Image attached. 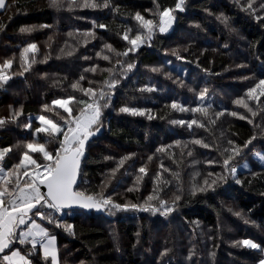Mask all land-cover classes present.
<instances>
[{
  "label": "trees",
  "instance_id": "obj_1",
  "mask_svg": "<svg viewBox=\"0 0 264 264\" xmlns=\"http://www.w3.org/2000/svg\"><path fill=\"white\" fill-rule=\"evenodd\" d=\"M5 1L0 65L13 63L0 87V151L10 149L0 161L4 173L25 152L39 164L49 163L26 145L44 144L53 154L59 148L62 134L35 131L42 126L40 116L67 130L68 113L53 101L74 98L69 108L75 116L96 100L103 130L88 144L76 190L122 205L160 208L106 210L108 215L41 208L46 218L38 217L40 222L58 239L59 264H259L264 252L238 242L264 247V96L257 102L246 95L264 79V0H185L167 32L159 31V13L174 9L177 0H58V6L51 0ZM137 13L153 21L151 38ZM137 35L141 42L133 48L129 40ZM30 44L37 50L26 53L25 61L21 54ZM89 88L95 97L85 94ZM241 99L255 115L236 103ZM123 107L145 115L121 112ZM192 120L203 127L189 128ZM32 169L28 164L27 171ZM161 201L174 210L162 215ZM68 225L73 234L65 230ZM15 246L32 264H52L38 246L33 250L18 239Z\"/></svg>",
  "mask_w": 264,
  "mask_h": 264
},
{
  "label": "snow or ice",
  "instance_id": "obj_2",
  "mask_svg": "<svg viewBox=\"0 0 264 264\" xmlns=\"http://www.w3.org/2000/svg\"><path fill=\"white\" fill-rule=\"evenodd\" d=\"M53 6H58V0H51ZM185 0H177L175 8H165L163 9L160 15L159 22V31L165 32L168 28L171 27L174 16L172 13L175 10L184 11ZM5 0H0V10L5 8ZM95 3H85L84 7H97ZM264 7V5H261ZM103 7H108V4L105 3ZM249 8L252 7V4L249 3ZM138 21L141 22V27L146 29L149 32V38H151V30L153 28V21L145 20L139 13L135 17ZM99 27L104 28L105 25H100ZM32 28H22V32H30ZM124 39H128L127 34H125ZM138 42H141V36L137 35L134 39L129 40V43L133 45V48L138 47ZM107 48L111 49L110 45H106ZM37 46L35 44L28 45L21 54V58L26 61L25 54L29 51L35 52ZM118 55H128V52ZM104 59H108L107 56ZM35 62L34 60L32 61ZM12 60H6L2 65H0V87L4 83H7L9 76L5 74L7 69H10L12 66ZM133 65L129 64L128 69H131ZM25 71L28 68L24 69ZM95 71V69H91ZM153 71H158V69H153ZM22 74V73H21ZM83 79V77H81ZM73 88H78V84H73ZM109 87H115V82L109 84ZM147 91H153L154 89L148 88ZM85 94L91 93L93 97L97 93L89 88L84 90ZM203 95V94H202ZM247 98L253 101L259 102L260 97L264 96V79H261L253 88H250L247 92ZM99 98L104 99L105 93L103 90L99 92ZM74 98H69L67 100H56L53 101L54 105H58L68 113V116L64 119V123L67 126V130H64L60 124L54 122L51 119H48L44 116H40L38 119L41 123V127L36 128L37 133H48L54 138L60 134L63 135V139L59 141V148L56 150L55 154L48 151L44 144L38 143H29L26 145L32 153H41L43 155L44 161H49V163L39 164L36 159H33L28 152L23 154V159L18 165L15 166L13 171L4 173V170L0 168V254H4L6 249H10L13 243L18 239L19 244L23 245L30 243L33 250L37 248L39 244L43 248L44 257L47 259L51 257L52 264H58L57 252L55 249V237H49L48 231L46 228L41 227L36 220L32 219L33 216L39 217L40 219H45V213L41 211V208L53 209L55 211H60L61 208L69 207L72 205H79L83 208L97 210H107L110 213L114 214L115 211H129V210H138V211H151L153 213L160 212V208H155L152 206H141L136 204H119L115 203L111 197L100 196L99 199H96L93 195H86L82 191H74L73 186L76 183L77 176L80 171L81 160L85 154V145L89 138L95 135L100 130V118H101V105L94 100L93 103L86 105L84 109L80 110L78 115L73 116L72 110L68 107L71 100ZM80 103H84L80 101ZM237 104L243 105L249 112H253L252 108L249 107L244 100H237ZM107 107V103L103 105ZM172 107L174 109H179L180 111H187V109L173 103ZM46 110L47 109L46 106ZM121 112L130 113L132 115H145V112L141 109L123 107L120 109ZM193 112H201L204 115H207L206 109L196 108L192 109ZM256 113L253 112V115ZM231 115L235 116L237 113L233 112ZM149 119L152 117L149 116ZM241 119H245L244 116H240ZM251 122V121H250ZM5 121L0 119V125H3ZM179 123L183 124L184 121ZM193 125L203 127L202 124H198L196 120H192L187 124L189 128ZM25 127H31L30 124L25 125ZM196 144H202L201 141H193ZM231 143V142H230ZM251 143V141H248ZM203 147H208L207 144H202ZM247 144L245 145V147ZM10 151V149H4L0 151V161L4 159L5 153ZM236 154L238 155V150ZM191 155V153H189ZM225 159L224 164L227 166L229 160ZM128 157H125L120 161V165H123L125 160ZM151 159V157H149ZM28 164H31L35 167L36 171L32 174H29L27 171ZM24 169L23 175L27 177L21 182L20 170ZM234 173L235 168L231 169ZM141 173H145L146 169L141 168ZM15 177V180L12 179ZM215 183V181H213ZM237 183H240L237 180ZM207 184V181H205ZM41 185L46 187L47 191H41ZM132 189H129L131 191ZM203 191L204 189H200ZM149 200L153 197H149ZM176 200H179V197H176ZM161 208L164 209L161 212L162 215H166L172 212L174 209L172 207H165L166 202L161 201ZM239 215V213H237ZM31 221L30 226L27 231H21L19 236H17V229L22 225H26L28 221ZM48 222L52 223L51 218H48ZM60 225L57 224V227ZM65 230L70 234L72 233V226L68 225L65 227ZM31 237V240L28 238ZM39 238V239H38ZM46 240V243L43 241ZM242 246H246L250 249H257L261 252H264V247H261L259 244L251 240H243L238 242ZM3 261L6 264H31L30 260L27 259L24 255H21L19 250L11 251V254H4ZM259 264H264V259L259 261Z\"/></svg>",
  "mask_w": 264,
  "mask_h": 264
},
{
  "label": "crops",
  "instance_id": "obj_3",
  "mask_svg": "<svg viewBox=\"0 0 264 264\" xmlns=\"http://www.w3.org/2000/svg\"><path fill=\"white\" fill-rule=\"evenodd\" d=\"M5 4H6V1H5ZM0 11H1V10H0ZM0 168H1V167H0ZM32 219L36 220V222H37L38 224H40L41 227H44V228L47 229L48 234H49V237H55V249H56V252H57L58 264H59V263H60V256H59V248H58V239H57V236L54 235V234H52V233H50V231L48 230V228H47L46 226H44V225L40 222V220H39L38 217L33 216ZM30 224H31V221L29 220L28 223H27L26 225H22L19 229H17V236H19V233H20L21 231H27V230H28V227L30 226ZM28 239L31 240V237H29ZM38 239H39V238H38ZM46 242H47L46 240L43 241V243H46ZM13 244H14V243H13ZM37 246L40 248L41 252L43 253V248H42L39 244H38ZM14 250H19V251L21 252V255H24L27 259H29V257H28L27 255H25V254L21 251V249L18 248V247H16V246H15V247H12V246H11L10 249H6L4 254H8V255H10V254H11V251H14ZM4 254H0V264H6V262L3 261V255H4ZM50 258H51V257H50ZM29 260H30V259H29ZM30 262H31V260H30ZM31 264H32V262H31Z\"/></svg>",
  "mask_w": 264,
  "mask_h": 264
},
{
  "label": "water",
  "instance_id": "obj_4",
  "mask_svg": "<svg viewBox=\"0 0 264 264\" xmlns=\"http://www.w3.org/2000/svg\"><path fill=\"white\" fill-rule=\"evenodd\" d=\"M102 128H103V127H100L99 132H97L95 135L91 136V137L89 138V140L86 142V145H85V154H84V157H83L82 160H81L80 171H79V174H78V176H77L76 183H75L74 186H73V190H74V191H77V190H76V187H77V185H78V183H79V181H80L81 169H82V166H83L84 160H85L86 155H87L88 144H89V142L92 141V139H93L96 135H99V134L102 133V130H103ZM41 191H42V192H46V191H47L46 187H44L43 185H41ZM61 209H64V210L81 209V210H84V211H86V212H92V211H94V212H96L97 214H105V213H106V215H108V213H107L106 210H104V209H101V210H97V209H95V208L88 209V208L80 207L79 205H75V204L72 205V206H69V207L61 208Z\"/></svg>",
  "mask_w": 264,
  "mask_h": 264
},
{
  "label": "rangeland",
  "instance_id": "obj_5",
  "mask_svg": "<svg viewBox=\"0 0 264 264\" xmlns=\"http://www.w3.org/2000/svg\"><path fill=\"white\" fill-rule=\"evenodd\" d=\"M172 28H173V21H172L171 27L168 28L167 31H170ZM167 31H165V32H167ZM67 99H68V98H58L57 100H67ZM68 107H69V105H68ZM29 174H32V173L29 171Z\"/></svg>",
  "mask_w": 264,
  "mask_h": 264
},
{
  "label": "built area",
  "instance_id": "obj_6",
  "mask_svg": "<svg viewBox=\"0 0 264 264\" xmlns=\"http://www.w3.org/2000/svg\"><path fill=\"white\" fill-rule=\"evenodd\" d=\"M31 173H34V171H32Z\"/></svg>",
  "mask_w": 264,
  "mask_h": 264
}]
</instances>
